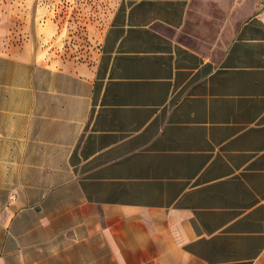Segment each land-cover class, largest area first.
Instances as JSON below:
<instances>
[{"label": "crops", "instance_id": "0c3cea01", "mask_svg": "<svg viewBox=\"0 0 264 264\" xmlns=\"http://www.w3.org/2000/svg\"><path fill=\"white\" fill-rule=\"evenodd\" d=\"M106 2L0 53V264H264V0Z\"/></svg>", "mask_w": 264, "mask_h": 264}, {"label": "rangeland", "instance_id": "374dc122", "mask_svg": "<svg viewBox=\"0 0 264 264\" xmlns=\"http://www.w3.org/2000/svg\"><path fill=\"white\" fill-rule=\"evenodd\" d=\"M111 7L106 0H0V53L25 56L39 43L35 28L54 21L65 29L60 54L89 61Z\"/></svg>", "mask_w": 264, "mask_h": 264}, {"label": "trees", "instance_id": "16d2710c", "mask_svg": "<svg viewBox=\"0 0 264 264\" xmlns=\"http://www.w3.org/2000/svg\"><path fill=\"white\" fill-rule=\"evenodd\" d=\"M68 32V31H67ZM65 41V40H64ZM61 57H62V59H66V60H72V61H74V62H80V63H84V61H78V60H74V59H70V58H65L64 56H63V50H62V53H61ZM90 61V60H89ZM89 61H85V62H89Z\"/></svg>", "mask_w": 264, "mask_h": 264}]
</instances>
